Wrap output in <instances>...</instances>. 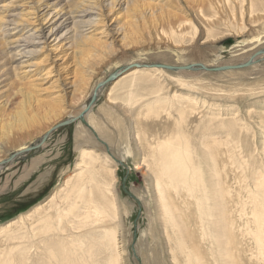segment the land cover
Returning <instances> with one entry per match:
<instances>
[{
    "label": "rangeland",
    "instance_id": "1",
    "mask_svg": "<svg viewBox=\"0 0 264 264\" xmlns=\"http://www.w3.org/2000/svg\"><path fill=\"white\" fill-rule=\"evenodd\" d=\"M194 1L196 0L175 1L176 5L185 8L188 16L184 17L191 19L192 22L186 27L180 39L162 38L161 33L157 35L161 30L167 32L166 22L175 23L172 18H161L157 13L150 16L147 10L129 14L135 18L132 20L128 14L121 11L119 24H124L121 26L123 34L126 35L123 43L127 44V47L119 49L114 56L105 58L96 65L94 76L89 78L87 86L89 93L108 75L112 73L118 75L104 85L95 107L88 114L89 117L83 116V121L77 120L55 129L44 141V146L15 157L9 167L0 171V227L10 224L6 234L3 231L0 233V248L10 246L15 249V253L25 254V250H28L37 254L36 246L31 247L28 242V238H31L30 226L37 220L34 211L36 207L43 205L42 209H48L51 198L54 199L48 213L55 216L54 225L57 228L54 231L55 235L48 237L51 239L49 241L65 245L66 236L75 237V230L71 225L77 226V219L65 217L66 196L71 198L75 195L70 188H76V185H73L77 183L75 178L77 175L80 177L79 173L82 171L80 178L86 182L85 188L91 196L90 203L99 207L106 215L103 217L105 219L103 227L90 234L93 236L94 244L77 247L78 253L73 257L74 260L70 261L71 264H81L82 261L80 263L79 261L83 254L86 255L89 264H110V258L111 264H185L186 255L180 254L175 243H170L171 252L165 244L150 178L146 172V168H149L147 164H150L151 160H147V151L141 149L140 142L133 135L142 128L147 138L153 137L156 140L159 138V141H156L158 143L171 131L175 139L179 140V144L189 149L193 161L183 167L184 169L187 167L188 173L186 177H175L174 180L175 183H193L191 179H187L188 176L192 177V172L201 170L203 183L194 187L192 194L198 198L202 193V186L205 187L207 216L210 215L211 197L213 195L217 197L215 191H210V187L218 182L210 169L213 163L210 156L215 154L209 148L219 152L215 163L225 164L221 176L227 175L228 179L223 178L220 182L224 183L223 185L229 184L236 176L235 186L239 191L237 199L248 203L252 196L253 200L259 183L264 184V55L256 57L251 66L236 70H201L198 65L202 64L210 69L236 66L246 63L258 51L264 50V21L254 24L247 17L251 4L260 11L263 10L264 0L243 2L211 0L212 4L202 10L205 17L218 18L216 25L212 28L206 27L211 28L209 37L205 35L203 24H200L201 9L195 6ZM241 5L243 10L246 8V14L243 16L240 15ZM177 13L180 19L183 15ZM232 15L235 21L232 20ZM63 30L65 29L60 32ZM226 38L225 43H222ZM205 41L208 42L204 43ZM115 47L118 48V45ZM132 63L137 66L141 64L164 66L160 67L162 69L142 70L139 75L143 78H138L124 88L115 89L111 95V102H106L110 89L115 86L114 80L135 68V65H130ZM190 66L195 67H192L193 70L185 69ZM167 67H178L181 71H173ZM89 93L78 106L73 107L75 102L73 101L70 106L66 104L63 110H59V116L57 114L49 117L47 120L50 122L43 120V125L35 130L29 139L19 138L16 141L29 147L46 128L50 127L49 125L71 118L72 110L80 109L87 102ZM127 93L138 97L164 94L167 98L164 104L162 99L155 100L160 107L162 106L159 107L161 117L149 120L139 117V120L146 124L139 128L136 124L130 125L128 114L121 111L128 109L119 110L116 105L117 103L127 107L119 100L127 96ZM174 94L176 99H173ZM18 99L19 96H16V102ZM67 102H71L70 96ZM180 107L187 108L188 112L192 110L191 114L187 113L185 124L179 114ZM131 109L132 111L128 110L130 111L128 113L132 112L135 118L136 109ZM157 109H153L152 112ZM39 112L45 114L46 110L43 108ZM91 119L96 122L98 129L89 123ZM152 144L157 145L155 142ZM83 150L90 153L86 155ZM14 151L15 147L7 145L5 153L0 156L4 159L2 163L7 156L10 158ZM155 154L162 156L158 151ZM159 159L163 162L162 158ZM123 182L126 190L139 200V207L134 199L124 193ZM107 184L112 185V189ZM187 201L190 208L188 219L197 220L196 202H191L190 197ZM241 204L238 202V206ZM230 205L234 204L230 202ZM218 206L219 200L216 198L213 209L218 210ZM259 207L258 204L248 203L245 209L249 214L253 209L260 210ZM79 209L75 216H79L82 211L80 204ZM237 214L239 221L235 222V226H238L239 233L235 231L234 237L244 249H240L242 260L246 255L247 259H251V264H264V259L257 254L259 246L252 244L251 236L244 233L248 227L253 230L254 223L247 215H240L239 211ZM232 215L236 216L235 213ZM61 216L65 217V220L57 224ZM211 226L209 235L212 238L205 236L203 246L205 243L209 246L208 241L213 242L212 239L216 237L215 227L213 224ZM103 228L113 233V246H108L107 242L101 240ZM80 247H84L85 250L82 251ZM197 253L203 258L201 264H214V257L220 263L221 255L218 257L212 250L201 249ZM40 261V257H37L34 264H40ZM19 262L28 264L27 260Z\"/></svg>",
    "mask_w": 264,
    "mask_h": 264
},
{
    "label": "bare ground",
    "instance_id": "2",
    "mask_svg": "<svg viewBox=\"0 0 264 264\" xmlns=\"http://www.w3.org/2000/svg\"><path fill=\"white\" fill-rule=\"evenodd\" d=\"M175 1L0 0V156L5 153L7 145L15 147V151L11 157L7 156L8 158L6 157L3 163L2 160L4 159L0 157V171L9 167L13 162L12 159L15 157H20L28 151L44 146L45 142L40 144L42 137L46 134L49 136L55 129L57 130L56 126L63 123L65 119L49 125L50 127L46 128L29 147L22 143L19 144L17 141L19 138H23L24 140L29 139L32 133L43 125V120H47L49 117L57 114L59 116V110H63L66 104L70 106L75 101L73 107L78 106L89 93L87 86L89 78H92L95 74L96 65L101 60L114 56L119 49L123 50V48L127 47V44L123 43L126 35L123 34L124 30L121 26L124 24H119L121 21V11L128 14V17L132 20L135 18L129 14H136V12H145L147 10L150 12V16L157 13L161 18H172L175 23L172 21L165 23L168 27L167 32L161 30L157 34L158 31L156 29L157 32L155 33L158 36L161 33L162 38L166 39L176 37L180 39L186 27L192 24V22L191 19L184 17L185 15L188 16L185 8H181L178 4L176 5ZM194 4L201 9L200 24H203L205 35L209 37L211 35V28L217 24L216 19L218 18L205 17L202 10L212 4L211 0H196ZM242 6L240 10L241 16L244 13L246 14V8L243 10ZM262 8L263 10L257 11V7L251 4L249 7L250 12L247 14L251 23L255 24L264 21V7ZM177 12L183 15L180 19V15ZM218 14L220 16V13ZM232 20L235 21L233 15ZM174 24L176 25L174 26ZM206 27L211 28L207 29ZM62 29L65 30L60 32ZM226 40L227 38L222 43H225ZM207 42L205 41L204 43ZM117 45L118 48L115 47ZM130 65H135L136 67L125 72L122 77L120 76L121 78L118 77L114 80L115 86L110 89L106 102H111V95L115 89L119 87L124 88L137 81L138 78H143L139 75L142 70H154L153 68L159 69L161 66H164L142 64L141 66H137L135 63ZM202 66L205 69H210L204 65ZM167 68L173 71H181V68L178 67ZM113 76L112 73L102 81H99L97 86L95 85L96 87L89 93L87 102L77 111L72 110L74 114L72 113L70 115L71 118L66 120L77 121V117L81 114L87 116L95 107L103 91L104 87L102 84L106 86L110 83V79ZM16 96H19L17 102L15 100ZM69 96L70 103L67 102ZM149 96L138 97L127 93V96L119 99L120 102L124 103L123 105L127 106L126 108L116 103L118 109L124 108L130 111H132L131 108L136 109V113H134V115L136 114L135 118L132 116V112L128 113L130 111L121 110L126 115L128 114L130 125L136 124L139 128L142 124H146L145 122L142 123L139 117L148 120L159 119L161 117L160 106L158 105V101L155 100L157 98L159 100L162 99V104H164L167 99L166 96L164 94H156L150 96V98ZM176 98L174 94L173 99ZM43 108H45L46 112L45 114H40L39 111ZM153 109H157V111L152 112L154 111ZM179 109H181L179 110L181 120L185 124L187 113L191 114L192 110L190 109L188 112L187 108L180 107ZM166 118L169 119L168 117ZM47 121L50 122V120ZM89 123L95 129H98L94 120L91 119ZM142 129L140 131L136 130L137 132H134L133 135L140 142L141 149L147 151V160H151V163L147 164L150 169L146 168V172L150 178L156 204L155 208L158 213L159 222H161L168 250L171 252L170 243H175L177 250H180V254L186 255L184 259L185 264H201L203 258L197 253L201 249L212 250L217 253L218 257L220 254L219 262L221 264H251V259H247L246 255L242 260L240 249H244L239 240L234 237V232H238L239 230L238 226H235V222L239 221V217H237V211H239L240 215H247L254 223L253 230L248 227L246 232H243L247 236H251L252 244L255 243L259 246L257 254L264 259V184L259 183L253 200L251 196L248 202L250 204H258L260 210L253 209L248 214V211L245 209L248 203L239 201V198L237 199V196L239 197L238 188L235 186V178L237 177L235 176L232 182L226 185L220 182L223 178L228 179L227 175L221 176L223 172L222 168L225 167V164H216V157L219 156V152L209 148L215 154L214 156H210L211 162H213L210 169L213 172L212 176L218 182L216 185H211L210 187V191H215L217 197L215 195L211 197L210 215L207 216L208 203L205 187L202 186V193L198 198L192 194V189L198 186L199 183H203V178L200 176L202 174L201 170L199 169L195 173L192 172V177L188 176L187 179H191L193 183H175L174 180L175 177H186L188 173L187 167L185 169L183 167L190 161H193V158H190L189 149L180 145L179 140L175 139L176 137L171 131L165 134L162 137L163 140L158 143L156 141H159V138L158 140L153 137L147 138L145 130ZM152 140L154 141L152 142ZM154 142L157 145L152 144ZM156 151L162 153V156H156ZM84 153L88 155L90 151L85 150ZM224 154L226 153L224 152ZM228 156L229 158L231 157L229 153ZM159 158H162L163 162ZM82 167L86 168V166ZM79 176H82V171L79 173ZM210 176L211 174L208 175V177ZM80 177L77 175L78 179L75 178L77 183L74 182L75 184H73L76 185V190L70 188V191H74L75 195L71 198L66 196L67 211L65 217L77 219V226L71 225L75 230V237L66 236L65 245H61L58 242L57 245L49 241L51 240L49 239L50 236L55 235L54 231L57 228L54 225L55 216H50L48 213V209L54 199L51 198V204L48 205V209H42L43 205L39 208L36 207L34 211L36 212L37 220L30 226L31 238H28V242L31 247L36 246L38 253L35 254L28 250H25V254H22V252L15 253V249L10 246L5 249L0 248V264H20V260H27L28 264H34V259L37 257L41 259L40 264H71L74 260L73 257L78 253V250L76 251L77 247L84 246L85 244L92 246L94 244L93 236L90 234L97 230V228L103 227L105 222L103 217L106 214L99 207L90 203L91 196L88 189L85 188L86 182ZM107 186L112 189V185L107 184ZM105 190L109 191L107 188ZM71 192L70 194H73ZM237 193L238 195H236ZM189 197L191 198V202H196L197 220L188 219L190 208L187 199ZM216 198L219 200L218 210L213 209V203ZM137 201L139 202L138 199ZM230 202L234 205L231 206ZM238 202L242 204L238 206ZM79 204L82 205V211L79 216H75L77 210L80 211L81 209H79ZM137 205L139 207L140 203ZM233 213L236 216H233ZM65 217L61 216L58 218L57 224H61L65 220ZM248 218L246 223L249 222ZM211 224L215 227L216 237L212 239L213 242L208 241L209 246H206V243L203 246L205 236L212 238L209 235ZM9 226L10 224H6L0 227V233L3 231L6 234ZM102 232L101 236L99 235L101 240L107 242L108 246H113V233L106 228H103ZM88 235L91 236L90 239ZM134 235L136 237V233ZM195 240L198 242H195ZM80 248L83 249L82 251L85 250L84 247ZM75 260L77 259L75 258ZM173 260H175V256ZM81 261V264H89L87 263L85 254L81 256L79 263ZM111 262L110 258L109 263L111 264ZM220 263L214 257V264Z\"/></svg>",
    "mask_w": 264,
    "mask_h": 264
},
{
    "label": "water",
    "instance_id": "3",
    "mask_svg": "<svg viewBox=\"0 0 264 264\" xmlns=\"http://www.w3.org/2000/svg\"><path fill=\"white\" fill-rule=\"evenodd\" d=\"M260 55H264V50H260V51H258V52L255 54V56H253L252 59H250V60H248L246 63L240 64V65H236V66H225V67L216 68V69H205L202 65H198V67H202V69H204V70H212V71L236 70V69H241V68H245V67H249V66H251V65L255 62V61H254V58H255V57H258V56H260ZM191 68H192V67H186L185 69H191ZM116 74H117V73H114V74H113L114 76L111 78V80L117 76ZM102 86L104 87L103 84H102ZM77 120L83 121V120H84V119H83V114H81L80 116H78V117H77ZM73 121H74V120H66V121H64L63 123L57 125L56 128L67 126V125H69V124H70L71 122H73ZM47 137H48V134L44 135V136L42 137L41 141H40V144L44 143V141L47 139ZM12 158H13V157H12ZM123 191H124V193H126L129 197H131V198L134 199L136 202H138L137 199H136V198H135V197H134V196H133L128 190H126V188H125V186H124V182H123ZM134 238H136L135 235H134Z\"/></svg>",
    "mask_w": 264,
    "mask_h": 264
}]
</instances>
